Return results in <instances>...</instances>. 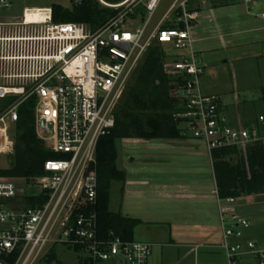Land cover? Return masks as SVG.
<instances>
[{"label":"built area","instance_id":"2783aa9c","mask_svg":"<svg viewBox=\"0 0 264 264\" xmlns=\"http://www.w3.org/2000/svg\"><path fill=\"white\" fill-rule=\"evenodd\" d=\"M135 1L108 4L122 9L94 29L85 23L53 22L50 7L40 8L42 20H27L26 9L20 18L0 19V99L13 98L0 107V155L13 153L17 107L31 97L37 136L59 155L45 160L44 173L34 183L0 175V264H33L55 244L78 247L91 264L118 257L126 264H147L153 243L125 240L112 231L107 238L98 234L96 145L114 126L123 92L154 42L178 51L165 67L184 78L181 128L203 143L210 157L217 148L244 149L263 140L264 114L251 127L225 124L219 96L201 90L205 65L196 58L190 33L200 12L188 7L190 0H173L150 31L148 20L161 0H144L148 19L131 28L125 22ZM235 1L247 13H253L257 2ZM9 6L8 0H0V8ZM170 14L173 24L165 27ZM256 15L264 20V6ZM40 194L42 202L26 203ZM234 200L217 196L220 246L228 264L247 254L264 264V247L254 240L231 241L250 225L246 217L232 214Z\"/></svg>","mask_w":264,"mask_h":264},{"label":"trees","instance_id":"16d2710c","mask_svg":"<svg viewBox=\"0 0 264 264\" xmlns=\"http://www.w3.org/2000/svg\"><path fill=\"white\" fill-rule=\"evenodd\" d=\"M68 1L69 6L51 3L53 22L85 23L94 29L116 16L122 9L103 6L97 0ZM103 1L117 4L122 0ZM154 43L149 46L134 71L131 77L133 82L128 83L123 92L115 110L114 126L98 139L96 145L98 234L105 238L112 231L122 239L133 240V229L141 222L138 218L109 209L112 183H123L125 179L124 169L118 168L116 163V141H182L188 137L181 128L180 117L183 99L179 90L184 82L183 75L167 70L165 64L173 55H167L163 45ZM262 99L264 102V94ZM34 102L31 97L17 107V119L11 126L14 151L9 155L10 166L0 167V175L19 178L25 183H34L44 173L45 160L59 156L50 151L46 143L37 136ZM211 160L217 196L220 199L264 193L262 141L250 143L244 149L237 146L214 149ZM43 199V194H40L37 198H28L26 203L34 205ZM74 250L80 251L78 247ZM87 261L90 263L88 259Z\"/></svg>","mask_w":264,"mask_h":264},{"label":"crops","instance_id":"0c3cea01","mask_svg":"<svg viewBox=\"0 0 264 264\" xmlns=\"http://www.w3.org/2000/svg\"><path fill=\"white\" fill-rule=\"evenodd\" d=\"M229 1L235 0L225 2ZM219 2V0L188 2L189 8L200 12L198 22L190 28L195 43L207 40L206 37H196V31L207 27L202 24V20H206V17H201L202 14L210 16L213 20L215 36L219 38L222 47H226L227 41L231 43L238 41L240 33L236 29L228 30V26L221 27L214 18L213 8ZM16 18H18L16 15L0 17L7 20ZM172 24L169 19L163 23L165 27ZM260 28L258 30H261ZM201 90L204 94L216 93H210L211 90L207 87L201 86ZM223 94L215 95L220 98V111L225 124L251 127L257 123V117L254 120L246 118L242 120L238 112L235 119L231 118L223 103ZM263 94L262 88L261 96ZM261 104L264 106L263 99ZM189 140H149V148L158 149L152 154V158L140 160L131 158L132 162L126 167L117 165L118 168L124 169L125 179L123 183L119 182L120 205L116 212L140 219L141 222L133 229V239L153 243L147 264H196L197 255L210 254L212 249L217 247L216 242L221 241L212 160L203 143L201 145L197 140L198 143L195 140L188 142ZM254 196L256 195H252ZM231 209L232 214L249 219L244 215V210L238 213L234 207ZM249 222L251 226L250 219ZM118 260L124 261L118 257L106 263L114 264Z\"/></svg>","mask_w":264,"mask_h":264},{"label":"rangeland","instance_id":"374dc122","mask_svg":"<svg viewBox=\"0 0 264 264\" xmlns=\"http://www.w3.org/2000/svg\"><path fill=\"white\" fill-rule=\"evenodd\" d=\"M8 1L10 6L0 8V17L16 15L20 18L24 9L31 11L35 8L50 7L52 2H57L64 6L70 5L68 0ZM97 1L103 6H111L108 3L105 4L106 2L103 0V2ZM219 1L213 8L217 24L221 27L228 26V30L236 29L238 33L241 34L242 32V34H239L238 41L232 43L227 41L226 47H222L219 38L215 36L213 20H211L210 16L202 14V18L206 17V20H202V24L207 27H202L200 31H196V37H206L207 40L193 42V50L197 55L196 58L200 59L201 63L205 65V70L200 75V83L202 87L209 88L211 90L210 93H224L223 103L231 118L235 119L238 112L242 120H245V118L247 120H254L256 117L258 119L264 112V106L261 104L262 88L264 89V20L256 14L263 9L264 0H257L253 5V13H247L245 5L240 2ZM171 2L172 0L160 1L157 9L148 20L147 31L153 28ZM148 16L144 8V0H136L135 6L132 8L131 15L128 16L125 25L131 28L141 27L147 21ZM172 18L173 15L170 14L168 19L172 20ZM259 28L261 30H258ZM154 44L157 43L155 42ZM163 48L167 55H173L178 52L166 45H163ZM184 52L189 53L188 50ZM132 82L133 78H131L129 83ZM12 101V97L0 99V107L7 106ZM244 125L245 123H243ZM187 139H190L188 142L195 140L191 137ZM262 142L264 146V138ZM149 146V140H117V165L119 167H126L132 162L131 158L138 160L152 158V154L158 151V149L155 147L149 148ZM10 158L9 156L0 155V167L10 166ZM254 197L241 196L236 198L231 204V207H234V210L238 213L240 210H244V215L252 223L251 226L249 225L250 227L243 229V235L240 238H232L231 241L245 242L246 240H256L257 245L264 247V193H259ZM119 205V182H113L109 208L116 211ZM216 244L217 247L213 248L210 254L203 253L197 255L196 264H202V262L203 264H228L224 249L220 246L219 241ZM51 248L50 252L47 249L33 264H91V262L88 263L87 261V259L89 260L87 255L81 251H75L62 244H55ZM104 264L109 263L105 262ZM114 264L126 263L118 260ZM232 264H258V261L252 255L247 254L239 256Z\"/></svg>","mask_w":264,"mask_h":264},{"label":"bare ground","instance_id":"6f19581e","mask_svg":"<svg viewBox=\"0 0 264 264\" xmlns=\"http://www.w3.org/2000/svg\"><path fill=\"white\" fill-rule=\"evenodd\" d=\"M44 13L41 11L40 8H35L33 10L26 11V18L27 20H42Z\"/></svg>","mask_w":264,"mask_h":264},{"label":"water","instance_id":"95a60500","mask_svg":"<svg viewBox=\"0 0 264 264\" xmlns=\"http://www.w3.org/2000/svg\"><path fill=\"white\" fill-rule=\"evenodd\" d=\"M40 126H43V122L40 123Z\"/></svg>","mask_w":264,"mask_h":264}]
</instances>
